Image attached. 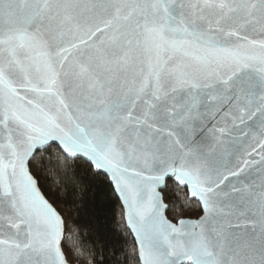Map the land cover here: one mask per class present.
Here are the masks:
<instances>
[{
	"label": "snow or ice",
	"instance_id": "1",
	"mask_svg": "<svg viewBox=\"0 0 264 264\" xmlns=\"http://www.w3.org/2000/svg\"><path fill=\"white\" fill-rule=\"evenodd\" d=\"M68 7L45 0L42 6L35 5L31 14L19 17L14 27L0 29V50L7 53L0 56V264H40V256L45 264H65L59 248L63 221L40 196L27 170L37 146L50 142L58 143L65 160L83 155L97 169L111 174L127 205L129 222L135 227L143 264H184L185 260L191 264H230L223 251L221 224L212 215L222 173L202 150L210 137L216 139L215 131L201 123L200 140L194 134L185 135L184 141L169 140L177 126L192 118L193 110L201 111V97L204 111L214 108L216 100L221 101L213 120L228 114L234 104L242 103L246 110L251 107L253 115L261 114L258 128L264 136V41H250L260 52L248 55L208 34L215 31L227 37L237 35L236 29L247 30L257 13L264 21V0H203L197 5H187L184 0H101L91 7L102 8L108 15L99 23L87 19L83 24L77 22L75 28L82 32L79 42L61 39L53 43L42 26L33 22L42 9ZM186 8L194 10L186 14ZM0 14L9 18L16 15L14 0H0ZM65 19L71 17L66 15ZM140 29L173 51L184 49L195 62L192 72L181 71L166 82L161 67L153 73V81L142 80L136 88L115 93L113 99L111 82L103 78V69L109 63V49L104 46L124 48L127 56L126 45L134 43L130 37L138 36ZM168 33L178 36L166 40ZM20 49L24 50L23 58ZM34 52L40 54L39 64L31 55ZM229 59L249 70L238 75L228 65ZM199 75L205 79L215 77L216 85L209 83L201 88ZM233 77L240 81L239 93ZM185 85L188 90L177 99L173 93ZM19 89L24 90V96L18 95ZM28 93L34 96L26 99ZM45 98L55 111L41 107ZM165 130L167 136L162 135ZM136 152L145 167L154 165L159 175L143 176L141 171H133L126 177ZM169 174L202 202L209 214L202 221L208 226L206 234L191 230L200 225L181 221L177 228L163 218L155 183ZM252 224L246 250L223 238L233 254L231 264H237L236 257L241 255L243 264H264V214Z\"/></svg>",
	"mask_w": 264,
	"mask_h": 264
},
{
	"label": "water",
	"instance_id": "2",
	"mask_svg": "<svg viewBox=\"0 0 264 264\" xmlns=\"http://www.w3.org/2000/svg\"><path fill=\"white\" fill-rule=\"evenodd\" d=\"M45 0H14L16 7V15L9 18L6 15L0 14V29L7 30L8 28L14 27L19 17L27 16L34 10V6L39 4L43 5ZM49 3L69 5L68 8H52L42 9L41 15L38 17L33 24L41 25L42 30L46 32L49 40L53 43L59 42L63 39L65 42L69 40H76L79 42V38L82 32L75 28L77 22L80 24L84 23L87 19L91 23H99L102 17L108 15L102 8H92L91 5L95 2L101 3V0H48ZM107 3V0H103ZM122 3H136L138 0H121ZM142 2V0H140ZM203 0H184L187 5L201 4ZM258 0H249V3H255ZM194 9L186 8V14H190ZM71 17L66 20L65 16ZM137 18H140L137 15ZM215 25H213V28ZM229 27L225 25V28ZM205 31L208 30V25H204ZM31 30V27H30ZM237 35L227 37L223 32H209L208 34L213 36L220 43H224L227 47L238 49L242 53L248 55L259 54L260 49L254 44L249 42H260L264 41V21H260L259 13L256 15V21L248 27L247 30L236 29ZM138 36L130 37L134 43L132 45H126L127 56H125V49L117 47L115 45L106 44L104 47L109 49L108 56L106 59L109 61L105 69H103V78L111 82L113 87L112 98L115 99V93L127 91L139 86L142 80L153 81V73L159 68H164V79L166 82L174 80L181 71L188 72L191 74L192 67L195 62L192 60L190 55H185V50L173 51L166 43L159 41V39L149 33L144 32L142 29L138 30ZM110 34V33H109ZM98 35H100L98 33ZM178 36V33H168L166 40L174 39ZM55 37V40H53ZM240 37H246L241 40ZM87 39V37H85ZM23 58L22 49L18 50ZM187 51H191L188 49ZM36 59V63L39 64L41 57L39 52L31 53ZM0 56H7L6 52L0 50ZM231 69H234L238 75H243L249 69L240 68L235 62L230 59L227 61ZM33 74L35 75V67L33 68ZM231 75V71H228ZM235 81V77H233ZM197 83L203 88L206 84L216 85L217 81L215 77L209 76L205 79L203 75L197 76ZM235 88L237 93L240 92L241 84L240 81H235ZM188 90L187 85L183 89L173 93L177 99H179L182 92ZM195 91V90H194ZM78 94V92H77ZM18 95H25L23 89L18 90ZM34 94L28 93L26 99L33 97ZM189 101L191 97L188 98ZM39 100V98H37ZM243 100V96H241ZM215 107L210 108L208 111H204V103L202 97L200 98V104L198 105L201 109L200 112L193 110L192 118H188L176 127L173 135L171 136L169 143L179 139L185 140V135H195L197 140H200L202 133L199 131V125L201 123L207 124L209 128L215 131L216 139H208L203 145V151L206 153L210 163L214 164L215 167L222 173L218 179L219 187L215 189L214 199L217 201L216 206L213 209L212 215L216 217L218 223L221 224L220 236L223 246V251L226 254V258L229 259L230 264L233 259V254L228 248V241L224 240V237H228L233 241L234 244H239L242 250H246V242L250 240V230L253 227L252 220L259 219L264 214V207L261 206V201H264V195H262V185H264V136L258 128V118L261 114L256 112L253 115L251 107L247 110L242 103L234 104L229 113L226 115H220L219 119L213 120L212 115L219 114L218 110L221 107V101L216 100ZM41 107H44L45 111H55V106L46 98L41 103ZM193 125L194 127H185V125ZM220 129H223L221 132ZM162 135L167 136V130ZM2 142V139H0ZM52 146L57 147L61 152V148L58 143H52L45 145H39L34 150L33 154L29 158L27 164V170L35 181L36 189L40 196L51 205L55 207L44 197L39 189L37 180L33 177L30 172V162L33 160L35 155ZM191 147V145H189ZM68 159H80L90 164L94 170L98 173L103 174L112 185L114 192L123 206L125 213V221L127 228L136 243L140 264H143L141 257V245L138 241L135 227L129 222L128 208L125 204L124 199L119 195L116 190L115 183L111 178V174L103 169H97L94 164L89 161L83 155L77 157H68ZM139 160V162H137ZM133 167L129 168L127 176H131L133 171H141L143 176L148 175H159L155 172L154 165L149 164L145 167L142 159L139 157V152L134 153L131 156ZM149 169H152L149 171ZM9 171V178H11V169ZM237 175H232V173ZM224 177H227L225 179ZM139 179V178H137ZM168 181H173L178 187L187 190L189 199L196 201L202 209V216L198 219H181L178 222H172L167 217V211L169 206L165 203L163 197V191L166 188ZM155 191L160 197L162 204L161 214L163 218L175 227H181V221L185 225H200L191 230L194 233L208 231V226L202 223L209 214L205 211L202 202L198 197H193L186 185L180 184L176 178L172 175H165L162 181L155 183ZM57 214L63 221V235L60 240L59 248L63 255L65 264H69L62 250V241L64 238L65 226L64 220L60 213L55 209ZM21 227H24L21 225ZM40 264H45L43 256L39 257ZM237 264H243V255L236 257ZM184 264H191L190 261L185 260Z\"/></svg>",
	"mask_w": 264,
	"mask_h": 264
},
{
	"label": "trees",
	"instance_id": "3",
	"mask_svg": "<svg viewBox=\"0 0 264 264\" xmlns=\"http://www.w3.org/2000/svg\"><path fill=\"white\" fill-rule=\"evenodd\" d=\"M30 172L64 220L62 250L69 264H140L123 206L103 174L83 160H65L55 146L35 155ZM163 197L172 222L202 216L201 206L173 181Z\"/></svg>",
	"mask_w": 264,
	"mask_h": 264
}]
</instances>
